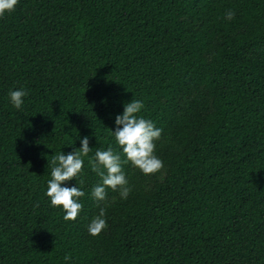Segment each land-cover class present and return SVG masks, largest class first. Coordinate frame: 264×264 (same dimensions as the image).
<instances>
[{
  "label": "trees",
  "instance_id": "trees-1",
  "mask_svg": "<svg viewBox=\"0 0 264 264\" xmlns=\"http://www.w3.org/2000/svg\"><path fill=\"white\" fill-rule=\"evenodd\" d=\"M132 98L162 129L163 168L123 164L127 199L97 202L89 159L121 152L110 130ZM84 136L66 221L44 193ZM0 264H264V0H18L0 16Z\"/></svg>",
  "mask_w": 264,
  "mask_h": 264
},
{
  "label": "clouds",
  "instance_id": "clouds-1",
  "mask_svg": "<svg viewBox=\"0 0 264 264\" xmlns=\"http://www.w3.org/2000/svg\"><path fill=\"white\" fill-rule=\"evenodd\" d=\"M17 3L18 0H0V16L13 11ZM233 15L232 11H228L225 18L231 20ZM26 95L27 92L23 89L11 90L8 94L10 103L17 109L23 105ZM142 109V101L132 98L123 105L122 113L115 116V129L110 130V134L120 147V153L114 152L109 146L106 150L97 149L89 159L91 170L100 177V182L90 191V197L97 202L105 201L107 189L118 191L121 199H127L131 189L122 168L123 164L130 163L146 176L163 168V162L155 155L156 141L160 139L162 129L140 115ZM79 144V149L67 154L60 151L53 157L51 179L47 181L44 193L50 206L59 207L64 212L63 218L66 221L76 220L83 207L81 198L85 196V192L76 182L71 186L67 183L81 174L84 166L82 157L90 152L89 137L79 138ZM121 154L124 156L123 160ZM106 226L105 210L100 208L99 214L91 219L87 230L91 236H97Z\"/></svg>",
  "mask_w": 264,
  "mask_h": 264
}]
</instances>
